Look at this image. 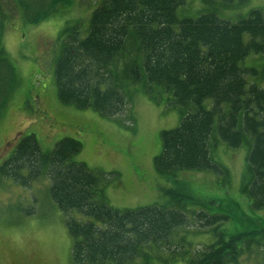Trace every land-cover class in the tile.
<instances>
[{
	"label": "trees",
	"instance_id": "obj_1",
	"mask_svg": "<svg viewBox=\"0 0 264 264\" xmlns=\"http://www.w3.org/2000/svg\"><path fill=\"white\" fill-rule=\"evenodd\" d=\"M219 1L227 7L246 0ZM67 2L18 0L25 22L32 24ZM183 5L185 0H98L85 32L79 22L62 30L54 69L57 97L112 119L128 112L129 85L142 84L143 93L156 102L162 92L170 95L180 122L160 133L156 171L173 178L178 171H211L228 181L227 169L210 157L216 126L218 138L230 148L248 143L241 191L254 209H263L264 87L249 83L246 75L254 70L240 63L250 54L264 53V12L252 9L236 22L212 11L178 17ZM2 29L0 14V114L15 83ZM14 141L11 155L0 164V176L23 186L46 176L57 207L85 218L66 219L73 264H238L244 251L264 245V228L226 236L222 225L227 215L186 208V200H199L183 188L163 189L169 198L165 204L112 208L104 195L103 174L73 160L81 150L73 138L60 139L48 152L40 150L31 133H17ZM192 225L213 238L203 250L192 252L194 245L186 236L196 234Z\"/></svg>",
	"mask_w": 264,
	"mask_h": 264
},
{
	"label": "rangeland",
	"instance_id": "obj_2",
	"mask_svg": "<svg viewBox=\"0 0 264 264\" xmlns=\"http://www.w3.org/2000/svg\"><path fill=\"white\" fill-rule=\"evenodd\" d=\"M97 2L69 0L58 5L56 13L32 24L25 22L18 0H0L2 45L15 73L14 90L0 114V164L14 150L17 133L33 134L42 152L51 151L57 141L69 137L81 143L73 160L103 174L104 195L112 208L165 204L169 198L163 189L183 188L199 200H186V208L204 207L209 213L228 216L222 225L226 236L264 228V208L254 209L251 199L241 191L247 142L230 148L218 138L214 126L210 157L227 169L229 180L211 171H178L173 178L158 173L153 163L161 152V131L174 129L180 122L179 110L170 95L162 92L156 102L143 93L142 84L129 85V110L112 119L92 109L60 102L54 69L61 53L62 30L79 22L85 32ZM252 9L264 12V0H246L227 7L219 0L208 4L185 0L177 15L195 18L200 12L212 11L222 20L236 22ZM240 65L254 70L246 75L249 83L264 87V53L250 54ZM210 106L211 101H206L205 107ZM49 185L46 176L26 186L0 176V264H73L66 219L85 218L76 211L62 212L49 196ZM188 216L192 224V217ZM190 228L197 231L186 235L194 245L192 252L203 250L205 244L213 241L202 229L193 225ZM263 246L244 251L238 264H264Z\"/></svg>",
	"mask_w": 264,
	"mask_h": 264
}]
</instances>
